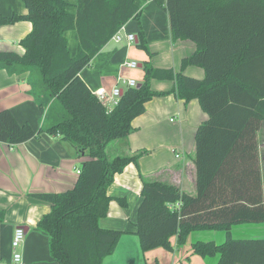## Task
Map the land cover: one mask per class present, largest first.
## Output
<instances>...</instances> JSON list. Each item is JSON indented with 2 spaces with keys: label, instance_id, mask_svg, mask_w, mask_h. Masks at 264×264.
Masks as SVG:
<instances>
[{
  "label": "trees",
  "instance_id": "1",
  "mask_svg": "<svg viewBox=\"0 0 264 264\" xmlns=\"http://www.w3.org/2000/svg\"><path fill=\"white\" fill-rule=\"evenodd\" d=\"M22 0L25 15L2 16L0 25L19 20L31 30L19 40L24 52L0 50V69L9 75L27 72L28 93L43 116L37 129L19 123L10 109H0V142L16 145L42 133L60 135L87 158L73 186L60 192L30 193L50 209L36 223L48 237L59 264H102L124 231L105 228L111 197L107 189L117 173L146 153L125 154L117 143L132 130V120L153 97L168 92L185 102L197 98L207 114L195 132L194 196L161 178L140 174L141 200L135 230L143 251H173L193 230L222 229L221 244L196 242L201 256L220 255L217 264H264L263 238H233L238 223H264L257 132L264 122V0H155L168 14L172 40H189L195 50L181 66L203 68V78L154 67L143 61L139 86L123 89L111 112L80 77V71L128 20L139 17L135 0ZM76 30L75 55L65 32ZM141 29L138 46L146 47ZM152 79L174 80L168 91L151 88ZM117 141V142H116ZM125 206L122 197H116ZM4 211L0 210V221ZM190 264V263H186Z\"/></svg>",
  "mask_w": 264,
  "mask_h": 264
},
{
  "label": "crops",
  "instance_id": "2",
  "mask_svg": "<svg viewBox=\"0 0 264 264\" xmlns=\"http://www.w3.org/2000/svg\"><path fill=\"white\" fill-rule=\"evenodd\" d=\"M67 1L70 3L68 9L74 12L76 1ZM135 3L140 10L139 17L125 23L127 31L136 36L134 42L127 45L110 39L79 73L91 91L99 86L111 88L119 75L140 83L143 61H149L154 67L172 68L175 72L203 78L202 67L181 66L182 59L189 56L196 46L189 40H172L167 12L155 0H135ZM26 13L22 0H0V15L8 17ZM31 28L32 24L27 20L0 25V50L22 54L24 49L19 40ZM140 29L150 55L137 45ZM65 36L69 53L73 56L78 47L77 32L68 30ZM128 60H135V68H141L138 80L134 78L135 68L123 64ZM27 75V72L9 75L0 69V109H10L19 123L28 122L37 129L43 113L28 93ZM174 84L171 79H152L150 82L153 90L163 92L170 91ZM206 118L207 114L197 98L185 102L168 92L146 102L144 112L132 120L133 130L117 146L125 154H135L140 150H146V153L138 160L139 169L133 163L127 164L122 172L115 174L107 189L111 199L107 216L101 219L100 225L120 229L124 233L114 252L106 256L102 264H217L218 253L201 256L192 251V245L196 242L221 244L226 238L222 229L193 230L181 247H176V237L172 236L173 251L162 247L143 251L134 225L141 200L140 174L167 180L192 196L196 194L194 136L198 125ZM257 141L264 182V122L257 132ZM86 158L60 135L42 133L16 145L0 142V210L4 211V219L0 221V264L11 262L14 250L10 242L16 228L25 232L15 249L21 254L19 264H59L50 254L47 235L36 228L38 219L49 211L50 204L30 193L60 192L71 188L78 176L76 171ZM116 197H122L125 206L120 205ZM230 234L236 239H264V223L234 224L230 227ZM126 242L130 243V250L125 247Z\"/></svg>",
  "mask_w": 264,
  "mask_h": 264
},
{
  "label": "built area",
  "instance_id": "3",
  "mask_svg": "<svg viewBox=\"0 0 264 264\" xmlns=\"http://www.w3.org/2000/svg\"><path fill=\"white\" fill-rule=\"evenodd\" d=\"M136 36L134 33L128 32L125 24L121 25L120 28L114 33L111 39L116 43L125 42L127 45L134 42ZM124 65L135 68L137 67V62L135 60H128L123 63ZM137 85L133 78H126L121 75L117 76L116 83L109 89L99 86L95 88L92 92L97 97V99L105 107L106 112H111L115 106L118 105L120 97L123 93V89L127 87H135ZM77 174H79L80 169H78ZM25 232L22 228H16L13 232V236L10 242L11 248L14 250L11 258V262L3 264H19L21 262V254L15 252L20 243L24 238Z\"/></svg>",
  "mask_w": 264,
  "mask_h": 264
},
{
  "label": "rangeland",
  "instance_id": "4",
  "mask_svg": "<svg viewBox=\"0 0 264 264\" xmlns=\"http://www.w3.org/2000/svg\"><path fill=\"white\" fill-rule=\"evenodd\" d=\"M138 62H140V61H138ZM139 71H141V68L140 67L134 69V73H135L134 78L136 80H138L137 78L140 76V72ZM126 78H128V77H126ZM137 82H139V81H137ZM125 247H129V250H130L131 249L130 243L129 242H126L125 243ZM120 257H122L121 252H120ZM151 264H153V263H151Z\"/></svg>",
  "mask_w": 264,
  "mask_h": 264
},
{
  "label": "water",
  "instance_id": "5",
  "mask_svg": "<svg viewBox=\"0 0 264 264\" xmlns=\"http://www.w3.org/2000/svg\"><path fill=\"white\" fill-rule=\"evenodd\" d=\"M140 66V65H139ZM136 86H139V84H137Z\"/></svg>",
  "mask_w": 264,
  "mask_h": 264
}]
</instances>
